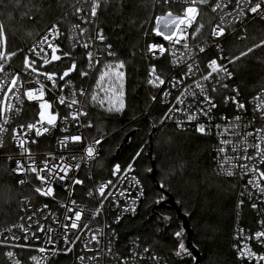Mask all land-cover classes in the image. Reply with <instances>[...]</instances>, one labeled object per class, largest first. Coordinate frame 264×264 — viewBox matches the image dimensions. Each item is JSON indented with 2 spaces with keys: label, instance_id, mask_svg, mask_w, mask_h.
<instances>
[{
  "label": "snow or ice",
  "instance_id": "1",
  "mask_svg": "<svg viewBox=\"0 0 264 264\" xmlns=\"http://www.w3.org/2000/svg\"><path fill=\"white\" fill-rule=\"evenodd\" d=\"M173 2L174 0H151L154 5L161 3L169 5ZM58 3L62 8L67 4V9L24 55V75L22 76L20 72H6V68L20 50L9 51L8 49L7 23L2 18L4 11L9 7L11 8V11H7L8 22L14 20L12 13L18 12V22L23 25L25 21L34 22L36 20L34 13L43 12L45 9L43 3L38 2V0H0V10H3L0 11V76H2L0 78V148L5 147V136L7 135L14 146L19 149L18 156L9 155L6 157L11 162V167L8 169L9 173L22 177L16 183L21 186L30 184L32 192L36 195L53 198L54 185L58 183L70 194L75 185L84 183L75 174L80 170L82 163L96 159L98 156L97 146L101 144L102 137L94 138L87 143L84 153L80 157H65L63 154L55 156L49 153L39 163L30 145L37 143V138L57 128L58 120L65 124V127L61 129L65 133L69 132L68 125L77 129L93 127L91 121L87 124L82 122V118L89 115L88 105L103 108L108 112L123 111L125 107L123 100L126 78L125 61L114 59L107 63L104 62L102 57L115 58L117 53L113 51L112 44L106 43L107 37L104 34V29L99 26L97 21L99 16L109 9L120 16H124L126 15L125 9L130 6V3L139 7L141 0H58ZM180 3L183 8L179 13L169 8L163 15L154 17L152 33L167 41L168 47H165L164 44H148L145 55L159 59L167 53L174 67L183 66L182 75L179 78L173 77L169 81L172 88H179L185 80L195 78L193 84L184 87L180 95L176 97L175 104L169 107L168 112L165 113V119L175 117L177 127L183 129L186 123L191 124L204 118L208 123H197L195 131L201 135H210L213 127L211 124L213 110L218 107L212 93H219L221 89L229 88V84L225 81L232 80L235 75L234 71L230 70L229 65L238 66L237 62H242L245 58L256 59L258 62L264 63V58L255 55L257 49L264 50V36L258 41L253 39L251 43L245 44L238 53L227 55L222 44L218 41L229 34H233L241 41L249 40L247 27L237 29V25L243 24L249 19L264 22V0H180ZM69 17H75L78 22L72 23ZM65 20H68L70 24L68 39L71 47L73 49L82 47L86 50L85 59L88 61V70H81V77L89 76L90 70L102 65L98 69L99 75L94 88L91 90L71 88L67 95L63 94L64 89L71 85V81L66 78L78 70L77 62L71 60L70 65L61 73L43 70L55 62L66 58L70 59L72 56L71 52L63 51L61 45L56 43L64 35L60 24ZM132 22L135 23V21ZM205 27L209 28L207 37L202 35ZM190 29L191 32H189ZM209 40L217 41L213 46L217 49L218 56L207 62L206 71H201L198 56L206 51ZM37 61L41 62L39 66ZM24 76H27L28 79H24ZM58 81H63V83H58ZM165 82V78L157 71L156 65H150L147 84L159 88ZM48 83L51 85L50 88L47 87ZM57 89L62 94L57 97L55 103L69 109L65 116H60L59 112L53 111L54 102L45 99L46 91ZM231 92L232 95L223 97L224 104L231 103L235 106L237 113L246 114L248 108L245 102L239 99L240 89L232 87ZM169 95H171L169 91L163 92L165 98ZM80 97L84 99L81 100ZM189 97L192 98L191 102L188 101ZM152 99L155 100L156 97L153 96ZM25 101L38 103V118L32 122L21 123L10 130L9 126L13 118L21 113ZM249 103L252 104L251 119H246L244 115L239 114L232 118L222 115L220 119L225 123L214 125L218 141L214 158L217 164L216 174L226 177L239 176L241 179L247 177L240 197L246 196L251 201L253 209L264 213V208L260 207L264 204V167H262L264 166V88H261ZM176 113L182 114L183 119L175 116ZM59 143L64 149H68L70 144L81 145L85 143V140L80 133L67 134L60 139ZM139 155L140 153H137V156ZM135 159L134 157L125 169H121L119 164L115 165L112 175L117 178L116 181L108 180L96 188V193L101 199L87 220L84 215L86 209L79 208L75 200H70L61 205L65 209L64 222H61L51 212L47 204L32 210V197L24 196L20 201L21 210H30L31 215L21 216L19 220L22 222L13 223L0 229V237H2L0 247L30 248L32 245L28 241L30 239L39 241L40 234H43L45 246L39 247L37 251L45 253L49 250L46 246L51 245L52 254L55 255L58 251L55 248L56 242L62 238L64 244L68 245L66 251L70 252L72 246L81 240V234L87 229V238L83 240V250L94 254L87 257L79 256L78 260L81 264L85 260L94 262V264H101V261L107 256L114 257L117 264H131V261H135L137 257L143 258L134 249L131 251L130 257L120 256L112 248L115 238L114 230L108 234L102 226L90 227L92 220L103 213L105 202H114L119 207V197L124 196L125 192L119 189L114 192L112 189L116 188L117 183L127 179L128 173L133 172ZM147 171L152 172L153 169L149 168ZM30 178L39 183L32 184ZM132 180L136 185L140 184V181L134 176ZM163 187L162 184L161 188ZM140 194H143L142 190ZM88 195L92 196L93 192L89 191ZM164 199L165 197L161 196L157 203ZM134 203L135 201H133ZM243 203L244 200L240 199L238 207ZM129 211L134 213L135 207L126 206L122 209V213ZM49 216L52 217V224L58 225L62 230L61 232L58 233L57 228L52 227V224L43 222L48 220ZM119 219L118 216L116 222H119ZM259 224L261 225L260 230L249 235L244 234V229H237L235 239L239 243L234 244L233 247L241 264L245 260L248 261V264H252L253 260L257 264L264 262V253L258 254L249 243L255 241L256 244L264 247V219H261ZM14 229L23 233L25 243H10V241L16 242L21 239V236L17 235ZM5 233L9 235H5ZM174 236L177 238V249L174 254L177 257L192 256L183 241V229L175 232ZM105 239H107V244L103 243ZM143 252L148 253L149 248L145 247ZM4 255L10 264H20L14 251L9 250ZM150 258L159 260L155 255ZM192 258L196 259L194 256ZM31 259L35 264H41L43 258L33 256Z\"/></svg>",
  "mask_w": 264,
  "mask_h": 264
},
{
  "label": "trees",
  "instance_id": "2",
  "mask_svg": "<svg viewBox=\"0 0 264 264\" xmlns=\"http://www.w3.org/2000/svg\"><path fill=\"white\" fill-rule=\"evenodd\" d=\"M38 2L43 3L45 10L35 12L36 20L25 21L23 25L18 22V12H13L14 20L8 22L7 11H11V8L4 11L2 18L7 23L8 49L20 50L14 57L16 61L21 60L26 47L33 39L52 21H57L67 9V4L62 8L58 0ZM169 8L177 13L179 11V7L173 3L154 5L151 0H141L139 7L130 3L124 16L114 13L111 9L101 14V25L105 29L108 42L113 46V51L117 53L115 58L104 56L102 59L105 63L114 59L125 61V107L121 112H108L88 105L89 115L85 122L87 124L91 121L93 125L91 128L86 127L88 133L91 136L105 134L107 139L102 146L101 157L92 167V178L84 176V183L77 187L75 197L81 202H90L91 199L86 193L93 181L109 178L115 163L127 165L135 157V169L145 184L146 196L137 216L128 217L119 225L120 240L124 241L130 235L136 236L144 244L167 256L169 264H189V261L181 260L174 254L177 249L174 233L182 228L176 213L168 206L157 209L159 214L169 217L165 224H161L154 214L148 213V207L163 195L151 172L147 171L152 168L153 160L157 182L164 185L163 188L174 196L182 211L189 217L195 233V244L202 255L200 264H238L232 250V230L241 215L240 223L254 228L256 219L253 211L247 205L241 209L237 208V181L216 174L212 138L192 130H181L167 121L160 122L164 107L160 103L151 105L145 87L143 32L153 14H164ZM69 20L76 22L75 17H69ZM61 26L64 30L62 47L64 51L71 52L72 56L70 59L59 61L55 69H65L71 60H75L78 70L74 75L78 81L86 82L88 76L80 75L81 70H87L84 52L73 49L66 42L69 21H62ZM246 27L249 40L241 41L234 35L225 39L223 48L226 55L238 53L245 44L251 43L253 39L258 41L264 36V22L252 21ZM255 55L264 58V50L257 49ZM237 64L238 66L230 65L235 73L234 82L241 94L249 97L264 85V63L245 58ZM101 67L102 65H98L95 70L89 89L95 86L98 69ZM29 106L32 105L27 104L26 109ZM31 108L24 111L20 117L22 121L35 117ZM132 130L134 131L129 143L117 152L122 138ZM8 151H11L9 143L0 150V229L19 221V217L23 216L20 201L24 196H31L32 204H40L46 200L33 193L31 187L16 183L18 177L9 173L8 163L2 155ZM137 153L140 155L137 156ZM5 252L6 247H0V264H9Z\"/></svg>",
  "mask_w": 264,
  "mask_h": 264
},
{
  "label": "built area",
  "instance_id": "3",
  "mask_svg": "<svg viewBox=\"0 0 264 264\" xmlns=\"http://www.w3.org/2000/svg\"><path fill=\"white\" fill-rule=\"evenodd\" d=\"M173 4L177 5V7H179V11H178V13H179L183 8V5L180 3V0H174ZM157 15H163V14L158 13V14L152 15L148 25L146 26V28L143 32V37H142L143 38V55H144V59L146 62L145 87H146V90L148 92L151 105L160 103L164 107V115L161 118L160 122L167 121V122L177 126L176 122H175V117L173 119H165V113L168 112L169 107H171L172 105L175 104L176 97L180 95V93L184 89V87H186L187 85L193 84V79H195V78L185 80L184 84L181 85L179 88H172L169 81L173 77L179 78V76L182 75L183 66L174 67L171 64V62H170L171 58L167 53L163 57H160L159 59H153V58H150L149 56L145 55L146 46L148 44H151V43L164 44L165 47H168L167 41H164L162 39V37L155 36L152 33V28L154 27V17ZM252 21L253 20H251V19L244 21L243 24L237 25V29H240V28L247 26ZM54 22H56V21H52L35 39H33V41L26 47V49L24 51V55L26 53H28V50L30 48H32V46L34 44H36L41 39V37L45 34L47 28ZM77 22L78 21L76 20V22H74V23H77ZM97 23L99 24L100 27H102L104 29V27L101 25V15L99 16ZM60 27H61V31L64 33V30H63L61 24H60ZM68 27H70V24ZM189 32H191V29L189 30ZM208 32H209V28L205 27L202 35L204 37H207ZM104 34L106 36L105 29H104ZM68 35H69V33H68ZM93 35H94V33H93ZM231 35H233V34H229V35L221 38V40L218 41V43H221L223 46L225 39ZM63 39H64V35L61 36L60 39L56 41V43L60 44L61 48L64 51V48L62 47ZM66 42L71 47L70 41L68 38H66ZM106 43H109L108 38L106 40ZM215 43H217V41L209 40V46L206 48V51L204 53L199 54L198 62L200 63L201 71H206L207 70L206 69L207 62L218 56L217 49L213 46ZM177 47H179V46H177ZM75 50H79V51L84 52V60L86 62V67L88 70V61L85 59L86 50L83 49L82 47H76ZM24 55L21 58V60H19V61H16L13 58L10 65L6 68V72H8V73L20 72L21 75L23 76L24 75V70H23ZM49 55H50V52H49ZM58 62H55L52 65H55V67H56V64ZM40 63H41L40 61H37L38 66ZM152 64L156 65L157 71L162 74L163 78H165V81H166L165 84L159 88H155V87H152V86L147 84L149 67ZM97 67L98 66H96L95 68L90 70L89 76H88V81H86V82L78 81V79L76 78V76L74 74L69 76L68 78H66V79L71 81V85L64 89L63 94L67 95L71 88H75L76 90H79L80 88L89 89L90 80L92 79V76H93L95 70L97 69ZM229 68H230V70H232L230 65H229ZM43 70L44 71H51L52 67H50V65H49V66H47V68H45ZM197 75L199 76V73ZM0 78H2V76H0ZM24 79H28V77L24 76ZM41 79H43V77H41ZM225 82L229 84L228 89H221L219 91V93H212V95L215 96V100H216L218 107L213 110V114H212L213 115V120L211 122V124L213 126L212 127V133L210 135H207V136H210L212 138V141H213V163H214L215 169L217 168V164H216V161L214 158L216 156L215 149H216L218 141H217L216 129H215L214 125L225 123V121H222L220 119V117L222 115L227 116L229 118H232L235 115L239 114V115H244L246 119H251V117H252V104L249 103V101L252 100V97L254 95H256L261 90V88H264V85H263L262 87L257 89L254 92V94H252L249 97L243 96L240 92L239 99L242 102H245L246 107L248 108L247 113L242 114V113H237L235 106L233 104H231V103H229L228 105L224 104L223 97L225 95H229V96L232 95L233 93L231 92V88L237 87V85L234 82V78L230 81H225ZM58 83L62 84L63 81H58ZM47 87L48 88L51 87L50 83L47 84ZM165 90H167L171 93V95H169L167 98H165L163 96V92ZM61 94L62 93H60L58 89L55 91H46L45 99L50 101V102H54L53 103V111L59 112L60 116H65L68 114L69 109H67L63 105H59L58 103H55V101L57 100V97ZM153 96L156 97L155 100L152 99ZM80 99L83 100L84 98L80 97ZM191 100H192V98L189 97L188 101L191 102ZM27 104H31L32 106H29L26 109ZM177 106H179V105H177ZM28 108L29 109L31 108L34 110L35 117L29 121H22L20 119V117L24 114V111L28 110ZM38 111H39V108H38L37 102L25 101V104L23 106V110L21 111V113L13 118V120L9 126L10 130H11V128L17 127L21 123H28V122H32L35 119H37L38 118L37 117ZM175 116H178L181 119H183V116L180 113H176ZM85 120H86V117L82 118L83 124H86ZM197 123L207 124L208 121H206L204 118H201L199 121L192 122L191 124L186 123L184 125L183 129H181V130L195 131ZM64 127H65V124L58 120L57 128L53 129L50 133H47V134L37 138V143L30 145L37 162L39 163L40 161H42L49 153H51L55 156H60L61 154H63L65 157H70V156L80 157L81 155H83L84 148L87 146V143L91 142L94 138H101L102 137L101 144L97 146L98 156L96 157V159L82 163L80 170L78 172H76V174H75L77 176V178H79L83 181H84V179H83L84 176H88V178L91 179L92 178V167L95 164V162L101 157L102 146L105 143L107 136L105 134H98L96 136H91L88 133L86 127H80L79 129H77L76 127H72L71 125H68L69 132L65 133V132L61 131V129ZM77 133H80L83 135L84 140H85L84 144H81V145H71L70 144L68 149H64L60 145L59 141H60V139L63 138V136H65L67 134H77ZM7 143H9V145L11 147V151L5 152L2 155L5 158L9 155H17L18 156L19 149H17L14 146L12 141L6 135L5 136V146ZM4 148L5 147L0 148V150H2ZM6 161L8 163L9 168H10L11 162H9L7 159H6ZM117 164H119L121 166V169H125L128 165V164L122 165L121 163L117 162L112 166V170H111V174H110L109 178L101 180V181H93L92 185L89 187V189L87 190V193H86V196L89 199H91L90 202L89 201L88 202H81L75 197V191H76L77 187L81 186V185H75L74 188L71 189V194H70V192L68 190H66L64 187L61 186V184L58 183V184L54 185V198L53 197H43L46 200H44L40 204H32L31 203V209L35 210L37 208L42 207L44 204H47L49 206V209L51 210V212L54 213L59 218V220L61 222H64L65 209L61 205L68 203L70 200H75L76 204L79 206V208L86 209L84 215H85V219L87 220V217L98 206L99 201L101 199L98 196V194L96 193V188L101 183H104L108 180H113L114 182L116 181L117 178L114 177L112 175V173H113L114 166ZM262 167H264V166H262ZM133 169H134L133 172L128 173L127 179L117 183L116 188L112 189V191H114V192L117 191V189L123 190L125 192L124 196L119 197V207H117L116 203H114V202H105L103 213L100 216L96 217L94 220H92L90 227L96 228L98 226H102L104 228V231L108 234H111L112 231L114 230L115 231V238L113 239L112 248H113L114 252L118 253L120 256L130 257L131 251L133 249L142 255L143 258L137 257V259L135 261H131V264H169V259L167 256L157 252L156 250H154L150 246L144 244L136 236L130 235L128 238L124 239V241L120 240L119 230H118L119 225L123 222L124 219H126L128 217L137 216V214L140 211V207H141V205L145 199V196H146L145 184H144L143 180L141 179V177L136 172L134 164H133ZM70 175H71V173H70ZM133 176L137 180L140 181L139 185H136L135 182L132 180ZM17 177H18V180L22 178L19 176H17ZM228 178H234L237 181V201H236L237 208L241 209L247 205L253 211V213L255 215V219H256L255 220L256 224H255L254 228H251L250 226H244V225H242V223H240V220L242 219V215H241L239 221H236V223L233 227V230H232V250L235 254V257L238 261V264H241V261L237 258V252L233 247L234 244L239 243V241L237 239H235V237L237 235V229H239V228L244 229L245 235L255 233L256 231L260 230V228H261L259 221L261 219H264V213H260V212H258V210L253 209L251 207V201H249V199L246 196L243 198L240 197V192L243 188V185L247 181V177H245L244 179H241L239 176L228 177ZM30 179L32 180V184H38L39 183L38 181H35L33 178H30ZM23 186L31 187L30 184H26ZM141 190L143 192L142 195L140 194ZM89 191L93 192L92 196L88 195ZM109 199L111 201V198H109ZM240 199H243L244 203H243V205L238 207V202ZM133 201H135L134 204H133ZM126 206L135 207V212L133 213V212L129 211V212H123L122 213V209ZM260 207L264 208V204L260 205ZM23 212H24L23 216L31 215L30 210L26 209V210H23ZM45 214H47V213H45ZM118 216L120 217V219H119V222H116V218ZM18 222H22V221L19 220L15 223H18ZM43 222L45 224H52V217L49 216L48 220L43 221ZM6 227H8V226H6ZM52 227L57 228L58 233L62 231L58 227V225L52 224ZM33 230H35V229L33 228ZM14 231H16L17 235L21 236V239L19 241H16V242L10 241V243H20V244L25 243V241L23 240V233L16 230V229H14ZM86 233H87V229L85 230L84 233L81 234V237H82L81 240L77 241L76 244L74 246H72V250L70 252L66 251V248L68 247V245H65L63 242V239L60 238L57 240L56 245H55V248L58 249V251L56 252L55 255L52 254V246L51 245L46 246L49 249L48 251H46L45 253H40L39 251H37V249L39 247L45 246L44 242H43L44 241L43 234H40L41 238L39 241L34 240V239H30L28 241V243L32 245V247H30V248H7L6 247V252L9 250L14 251L16 253V258L20 261V264H35V262L31 259V257H33V256H36L38 258H43L41 261V264H81V262L78 260L79 256L84 255L87 257V256H91L94 254V253L86 252L83 250V240L87 238ZM5 235H9V234L5 233ZM70 235H71V233H70ZM0 239H2V237H0ZM103 243L107 244V239H105L103 241ZM249 243L255 252H257L258 254L264 253V247L256 244L255 241H250ZM93 247H95V246L93 245ZM145 247L149 248L148 253L143 252V249ZM153 255L157 256L159 258V260L157 261V260L151 259L150 257ZM6 259H7L8 263L10 264V261L8 260L7 257H6ZM83 264H94V262H89V261L85 260L83 262ZM101 264H117V260L112 256H107L101 261ZM243 264H248V261L247 260L243 261ZM252 264H257V262L255 260H253ZM260 264H264V262H260Z\"/></svg>",
  "mask_w": 264,
  "mask_h": 264
},
{
  "label": "water",
  "instance_id": "4",
  "mask_svg": "<svg viewBox=\"0 0 264 264\" xmlns=\"http://www.w3.org/2000/svg\"><path fill=\"white\" fill-rule=\"evenodd\" d=\"M133 131L134 130L128 132L122 138L117 152H120V150L129 143V140H130V137H131ZM149 156H151V153ZM152 169H153V171L151 172V176H152L153 180L156 182V185L161 188V185L157 182L156 177H155L156 167H155L153 160H152ZM161 190L163 192L165 199L160 203L155 202L151 206H149L148 207V213L154 214L156 217L159 218V221L161 224H165L166 220L164 219V217L161 214H159L157 209H159L162 206H168L169 208H171L176 213V216L181 220L182 229L184 231L183 241H184L186 247L192 253V257L193 256L196 257L193 264H200L201 259H202V255H201L199 248L195 244V241H194L195 240V233H194L193 228L191 227L188 215L182 211L180 203L176 201L174 196L167 189L161 188Z\"/></svg>",
  "mask_w": 264,
  "mask_h": 264
},
{
  "label": "rangeland",
  "instance_id": "5",
  "mask_svg": "<svg viewBox=\"0 0 264 264\" xmlns=\"http://www.w3.org/2000/svg\"><path fill=\"white\" fill-rule=\"evenodd\" d=\"M50 67H52V70L51 71H55V72H57V73H61L64 69H62V70H58V69H55L56 67H55V65H50ZM55 67V68H54ZM75 72H73V73H71V75H73ZM70 75V76H71ZM98 75H99V73H98ZM95 84H96V82H95ZM95 87V86H94ZM93 86L89 89V90H91L92 88H94ZM101 95H103V93H101ZM123 100H124V97H123ZM124 103H125V100H124ZM95 108H97V109H103V108H100V107H96L95 106ZM105 110V109H104ZM163 197H164V195H162ZM163 217H164V219L167 221L168 219H169V217L167 216V215H162ZM159 219V218H158ZM180 220V219H179ZM181 221V220H180ZM181 226H182V224H181ZM182 229V228H181ZM179 259H181V260H187V261H189V264H193V262H194V259L192 258V256H188V255H184V256H182V257H178Z\"/></svg>",
  "mask_w": 264,
  "mask_h": 264
}]
</instances>
